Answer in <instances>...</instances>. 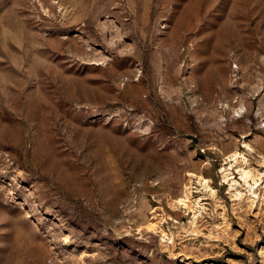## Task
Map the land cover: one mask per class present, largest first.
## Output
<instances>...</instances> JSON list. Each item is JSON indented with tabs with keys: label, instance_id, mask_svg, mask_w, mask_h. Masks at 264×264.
<instances>
[{
	"label": "rangeland",
	"instance_id": "374dc122",
	"mask_svg": "<svg viewBox=\"0 0 264 264\" xmlns=\"http://www.w3.org/2000/svg\"><path fill=\"white\" fill-rule=\"evenodd\" d=\"M0 264H264V0H0Z\"/></svg>",
	"mask_w": 264,
	"mask_h": 264
}]
</instances>
